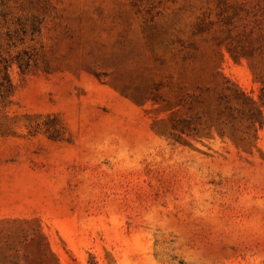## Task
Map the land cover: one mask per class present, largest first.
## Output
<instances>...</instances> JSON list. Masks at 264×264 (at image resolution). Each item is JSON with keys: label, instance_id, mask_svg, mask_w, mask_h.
Returning <instances> with one entry per match:
<instances>
[{"label": "rangeland", "instance_id": "rangeland-1", "mask_svg": "<svg viewBox=\"0 0 264 264\" xmlns=\"http://www.w3.org/2000/svg\"><path fill=\"white\" fill-rule=\"evenodd\" d=\"M0 264H264V0H0Z\"/></svg>", "mask_w": 264, "mask_h": 264}]
</instances>
